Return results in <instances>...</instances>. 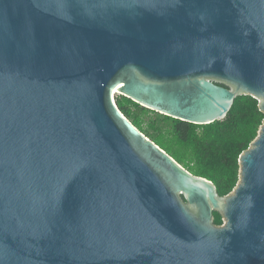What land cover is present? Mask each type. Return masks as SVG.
I'll return each mask as SVG.
<instances>
[{"label":"water","instance_id":"obj_1","mask_svg":"<svg viewBox=\"0 0 264 264\" xmlns=\"http://www.w3.org/2000/svg\"><path fill=\"white\" fill-rule=\"evenodd\" d=\"M114 93L264 112V0H0V264H264V120L220 195Z\"/></svg>","mask_w":264,"mask_h":264},{"label":"trees","instance_id":"obj_2","mask_svg":"<svg viewBox=\"0 0 264 264\" xmlns=\"http://www.w3.org/2000/svg\"><path fill=\"white\" fill-rule=\"evenodd\" d=\"M117 102L122 111L148 137L171 154L178 162L198 176L212 180L220 195H227L238 183L240 155L258 135L264 120L259 100L240 95L224 119L210 124H194L158 113V120L167 128L157 134L143 126L150 110L122 95ZM156 128L155 122H149ZM214 221L223 224V215L215 211Z\"/></svg>","mask_w":264,"mask_h":264},{"label":"rangeland","instance_id":"obj_3","mask_svg":"<svg viewBox=\"0 0 264 264\" xmlns=\"http://www.w3.org/2000/svg\"><path fill=\"white\" fill-rule=\"evenodd\" d=\"M118 97V94H117V96H116V98ZM158 113L156 112V111H151V112H149V114H148V116L146 117V119H145V122H144V124H143V126H144V128L146 129V130H148L149 132H152V133H154V134H157V133H159V132H161V131H165L166 130V128H167V125H166V123L165 122H162V121H160V120H158ZM155 122V126H156V128L154 129V128H152V127H150V125H149V122Z\"/></svg>","mask_w":264,"mask_h":264},{"label":"bare ground","instance_id":"obj_4","mask_svg":"<svg viewBox=\"0 0 264 264\" xmlns=\"http://www.w3.org/2000/svg\"><path fill=\"white\" fill-rule=\"evenodd\" d=\"M114 97H116V96H115V93H114Z\"/></svg>","mask_w":264,"mask_h":264}]
</instances>
